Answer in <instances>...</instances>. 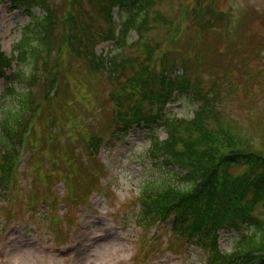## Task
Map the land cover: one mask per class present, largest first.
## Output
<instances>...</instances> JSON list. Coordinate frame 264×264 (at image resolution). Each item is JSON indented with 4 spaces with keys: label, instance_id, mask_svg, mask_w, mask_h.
Masks as SVG:
<instances>
[{
    "label": "rangeland",
    "instance_id": "374dc122",
    "mask_svg": "<svg viewBox=\"0 0 264 264\" xmlns=\"http://www.w3.org/2000/svg\"><path fill=\"white\" fill-rule=\"evenodd\" d=\"M53 1L59 14V42L92 22L107 29L93 14L90 0ZM202 2L215 5L226 18L208 34L200 29L206 18H197V6ZM185 3L184 8L177 6L172 12L177 17L175 41L158 53L155 65L162 66L160 62L169 52L175 53L173 57L183 55L192 67L190 79L201 85L210 100L216 98L215 108L224 127L264 152V0ZM34 13L43 15L39 10ZM30 22L24 11H12L8 1L0 3V46L6 56L13 53L21 31ZM132 40H137L135 34L130 43ZM95 46L97 57L119 54L112 44L97 42ZM66 48V54L58 59L62 62L58 88L66 95L61 99L54 96L50 109L45 102L37 104L38 110L49 114L53 125L42 126L40 114L31 115L22 126H28L26 132L15 143L18 159L13 178L8 190L0 194V264H208L209 253L200 246L176 245L171 221L149 227L141 223L143 186L153 181L164 183L168 178L172 185L179 181L149 159L151 141L142 129L131 130L125 138L113 136L114 104L108 100L111 87L106 69H93ZM130 51L134 54L133 48ZM53 58L54 66L58 63ZM48 75L39 70L40 80ZM13 88L23 93L22 86ZM7 89L8 80L0 79V104ZM34 94L44 96L40 85ZM196 111V104L184 98L167 107L169 117L178 120L191 121ZM47 132L59 135L64 154L50 150L44 139ZM156 136L160 141L168 139L161 127ZM92 138L102 141L93 156L89 149ZM31 190L35 193L30 199ZM246 232L219 231L221 251L232 254Z\"/></svg>",
    "mask_w": 264,
    "mask_h": 264
},
{
    "label": "trees",
    "instance_id": "16d2710c",
    "mask_svg": "<svg viewBox=\"0 0 264 264\" xmlns=\"http://www.w3.org/2000/svg\"><path fill=\"white\" fill-rule=\"evenodd\" d=\"M6 1L12 11L28 14L31 22L21 31V39L9 57L0 46V79L8 80L7 95L0 104V194L8 190L13 178L18 159L15 143L28 128L22 127L26 118L40 114L42 126L53 125L49 114L44 115L37 104L45 102L50 109L56 97L66 95L58 88L62 63L58 59L68 46L71 56L93 69H106L111 87L108 100L114 104L113 136L125 138L131 130L142 129L151 141L149 159L179 181L172 185L168 178L164 183L153 181L143 186L139 197L141 223L149 227L171 221L176 245L200 246L209 253L208 264H264V152L224 127L215 108L216 98L210 100L201 85L190 79L192 67L183 55L173 57L175 53L169 52L163 56L162 66L155 65L158 53L175 41L177 17L172 12L177 6L184 8L187 0H90L93 14L107 29L92 22L62 42L57 38L59 14L53 0L0 3ZM197 9V18H206L200 29L207 34L226 21L215 5L204 6L202 2ZM36 10L43 15H36ZM132 34L137 40L130 43ZM97 42L111 43L119 54L97 57ZM53 57L58 63L54 66ZM179 60L184 62L178 65ZM41 68L49 74L43 81L38 76ZM177 69L182 74H177ZM15 84L23 87V93L16 92ZM39 85L44 90L42 98L34 94ZM183 98L197 106L191 121L167 114V107ZM158 127L168 133L166 141L156 136ZM44 139L50 150L63 153L58 134L47 132ZM101 143L99 138H92V156L99 152ZM240 169L241 173L235 174ZM34 193L31 190L30 194ZM242 229L248 233L240 235L235 251L222 252L217 233H242Z\"/></svg>",
    "mask_w": 264,
    "mask_h": 264
}]
</instances>
